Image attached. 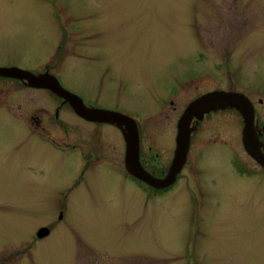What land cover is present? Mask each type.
Here are the masks:
<instances>
[{
	"label": "rangeland",
	"instance_id": "obj_1",
	"mask_svg": "<svg viewBox=\"0 0 264 264\" xmlns=\"http://www.w3.org/2000/svg\"><path fill=\"white\" fill-rule=\"evenodd\" d=\"M230 36L246 40L232 55L233 78L262 92L264 0H0V68H58L75 94L142 120L144 136H169L175 128L180 112H160L161 104L172 83L196 68L198 41L224 46ZM3 86L7 108L18 102L7 100L16 87ZM188 89L181 98L195 92ZM33 96L30 104L46 103ZM7 118L0 114V264H264V187H227L225 158L205 155L204 192L187 196L197 188L182 187V176L174 191L150 194L105 164L79 180L70 154L53 151ZM232 118L216 115L208 124L223 120L230 139ZM32 157L44 169L30 170ZM41 226L52 233L38 241Z\"/></svg>",
	"mask_w": 264,
	"mask_h": 264
},
{
	"label": "flooded vegetation",
	"instance_id": "obj_2",
	"mask_svg": "<svg viewBox=\"0 0 264 264\" xmlns=\"http://www.w3.org/2000/svg\"><path fill=\"white\" fill-rule=\"evenodd\" d=\"M228 32L231 33V30H228ZM245 41L246 40H239L238 36L234 38V40L231 39V36L224 38V46H205L203 44L205 42L202 40L198 41V48L202 50H199V54L195 60L197 64L196 68L189 69L188 75L184 79L180 81H177L176 79L174 83H172L168 88V98H166L161 104L160 112L167 109L180 112L176 119L175 128H172V134L170 132L169 136L165 134L160 137H155L152 132L149 135L144 136L145 130L141 127L142 120L138 117H134L120 109H114L113 107L110 108L106 103H94L75 94L62 84L61 79L59 78V70L58 68L56 69V66H53V69H56L54 73H50L52 68L43 73H39L40 71H32V73L37 76L43 74L53 76L66 91L78 96L82 101L83 106L88 110H108L132 118L136 124L135 126L138 132L137 141L135 139L133 144H129L125 138L123 131L128 127L127 125L124 126V124H122V127H120L115 123L87 119L79 115L69 101L58 96L52 90L32 87L27 81H21L10 77L0 76V85L4 83H8L10 87L14 85V87H16L13 91L15 92V95L10 92L7 96V100L16 97L15 100L18 102L15 104L8 103L9 105L7 108H2L3 104L1 100L3 96L0 94V114L7 116V119H15L19 124H23L34 139L46 145L53 151L70 154V158L76 160L79 165L78 178L82 181L85 180L90 172L99 168V165L105 164L108 165V167L121 172L126 181H131V183L137 187L145 188L144 190L150 194L153 192L167 194L168 192L174 191L176 187L180 186V181L182 180V176H184L183 181L185 182L183 186L181 185L182 187L197 188V190H192V192L187 190L186 193L187 196H189L196 191L204 192L202 184L200 183V177L204 172V168L202 167L204 157L207 154H216L221 157L222 160L225 158L229 181L227 187H264V167L253 156H251L245 148L244 132L246 128V120L243 114L235 108L212 110L205 114L202 119L195 117L191 120L189 126L191 130L189 148L184 165L180 173L177 175L176 181L168 186V188L156 189L130 174L127 169V158L130 149L132 154L136 155V152L138 154V166L153 178L164 180L171 170L176 155L178 147V123L180 118L193 102L213 92L227 91L228 93L243 95L248 98L252 104L254 112V129L251 133L258 140L257 149L259 150V154L264 157V109H261L256 105V99L252 98L255 96L258 98V103L264 105V90L262 92L258 91L257 93H253L251 88H245L240 84L239 80L241 81V79L238 76L234 79L232 74V66L234 65L232 62V55L237 48L239 50V47H242V44ZM228 43L231 45H228ZM222 47L228 48V51L224 52V56H219L217 51ZM213 51H215V53H212ZM204 52H207V55L204 54ZM214 54L217 56L215 60H213ZM209 59H212V61H209ZM217 68L222 70V72L220 71V77H212V70ZM226 84L227 86H230L229 90L225 91L222 89H216L218 87L224 88ZM208 85L210 87L213 86L215 89L202 91V89L206 90L207 88H210ZM185 87H190L188 91L194 90L195 92H191L181 98ZM4 91L5 87L3 86L0 89V92ZM36 94L45 98L46 103L30 104L34 98L33 95ZM194 94L198 96L191 99ZM180 103L183 105V108H179ZM16 106H18V109H15ZM225 113L233 115L229 130L234 135L230 139L224 138L225 122L223 120H214L212 123L208 124L212 116H219ZM68 117L72 120H69ZM206 123L208 125H206ZM71 124H77L75 129L77 137H74L71 134L75 133V130L72 129L75 128V126H72ZM173 129H175V134ZM209 129L210 131H215L213 133L214 135H206V131ZM165 130L168 129L165 128ZM216 132L219 133L216 135ZM118 133L120 134V137H118ZM76 138H79L81 141L76 145H71L70 141ZM166 138H169L168 140L171 142V146H166ZM50 155H53L56 159L59 157L61 159L69 158L67 155ZM29 162L31 163L29 166L30 170H33L36 167L44 169L39 166L37 157L30 158ZM185 172H188V174ZM42 229H48L50 233L46 237L39 238L38 234ZM51 233L52 231L50 228L41 226L36 230V238L38 241H42L50 237Z\"/></svg>",
	"mask_w": 264,
	"mask_h": 264
},
{
	"label": "water",
	"instance_id": "obj_3",
	"mask_svg": "<svg viewBox=\"0 0 264 264\" xmlns=\"http://www.w3.org/2000/svg\"><path fill=\"white\" fill-rule=\"evenodd\" d=\"M0 76L15 78L21 81H27L32 87L50 89L58 96L69 101L74 107L75 111L79 115L87 119L98 120L100 122L103 121L115 123L120 127H122V124H124V126L127 125L128 127H126V130L123 131L125 138L129 142V144H133V141L135 139L137 141L138 132L133 119L118 112H112L101 109H86L83 106V103L80 98L66 91L53 76H37L30 71H23L18 68H0ZM221 108H235L243 114L246 120V128L244 132L245 148L247 152L251 154V156H253L264 167V157L259 154V150L257 149L258 140L251 133V131L254 129V112L250 101L247 97L243 95L217 92L205 95L193 102L181 117L178 124V147L176 155L171 170L164 180H157L152 176L148 175L140 166L137 165V152L136 155L132 154V151L129 149L127 158V169L130 174L153 186L156 189L168 188V186H170L176 181V177L180 173L184 165L189 148V141L191 135V130L189 126L191 120L195 117L198 119H202L204 115L209 113L210 111L218 110ZM49 233L50 231L48 229H42L40 230L38 237H46L49 235Z\"/></svg>",
	"mask_w": 264,
	"mask_h": 264
}]
</instances>
